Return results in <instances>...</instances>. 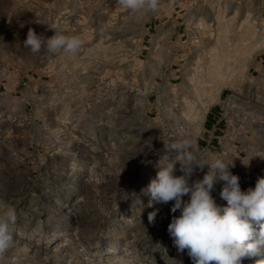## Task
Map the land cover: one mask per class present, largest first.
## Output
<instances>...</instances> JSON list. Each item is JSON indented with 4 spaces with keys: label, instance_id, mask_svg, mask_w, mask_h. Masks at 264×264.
Here are the masks:
<instances>
[{
    "label": "rangeland",
    "instance_id": "rangeland-1",
    "mask_svg": "<svg viewBox=\"0 0 264 264\" xmlns=\"http://www.w3.org/2000/svg\"><path fill=\"white\" fill-rule=\"evenodd\" d=\"M51 28L78 53L24 46ZM217 86L204 120L188 110L203 113ZM184 140L230 164L242 191L264 177V0H158L139 14L119 0H0V213L17 215L2 264H192L167 231L174 202L148 207L143 192Z\"/></svg>",
    "mask_w": 264,
    "mask_h": 264
},
{
    "label": "clouds",
    "instance_id": "clouds-1",
    "mask_svg": "<svg viewBox=\"0 0 264 264\" xmlns=\"http://www.w3.org/2000/svg\"><path fill=\"white\" fill-rule=\"evenodd\" d=\"M119 4L139 14L155 11L158 0H119ZM51 29L55 33L51 37L37 35L30 29L24 46L32 53L42 49L53 55L78 53L79 38ZM172 149L177 152L175 159L159 165L156 177L143 192L150 197L148 207H153L154 203L174 202L167 231L178 252L187 250L192 264H242L244 258L264 253V177L257 179L255 188L242 191L239 176L229 171L230 164L224 160L217 158L210 163L189 140L174 144ZM177 162L180 175L175 174ZM206 165L209 171L203 178L192 181L195 171H203ZM217 179L225 182L220 192V197L227 202L223 207L212 196ZM177 211L178 216L175 215ZM159 212L156 208L148 214L149 224H155ZM16 221L14 208L0 213V264L16 247L12 233Z\"/></svg>",
    "mask_w": 264,
    "mask_h": 264
},
{
    "label": "bare ground",
    "instance_id": "bare-ground-1",
    "mask_svg": "<svg viewBox=\"0 0 264 264\" xmlns=\"http://www.w3.org/2000/svg\"><path fill=\"white\" fill-rule=\"evenodd\" d=\"M224 36L220 35L219 38H218V41L221 42L223 40ZM219 60V61H218ZM211 61H218V64H217V67L216 68H219L220 67V64H222V61L220 59H217L216 57H212L211 58ZM211 64V63H210ZM244 65L248 66L249 65V61L246 62ZM214 66V65H213ZM211 68H212V65H211ZM210 76H212V78L216 79L218 76H219V72L216 71V69H210V72H209ZM217 80V79H216ZM221 92H222V87L221 86H217L216 88L214 87V89H210L208 90V93L205 92L206 96L202 98V105H204V110H203V113L200 112L199 109H195V107H188V110L194 114H200L201 115V120H204L205 118V113L207 112L208 110V106L216 99H219L220 98V95H221Z\"/></svg>",
    "mask_w": 264,
    "mask_h": 264
},
{
    "label": "trees",
    "instance_id": "trees-1",
    "mask_svg": "<svg viewBox=\"0 0 264 264\" xmlns=\"http://www.w3.org/2000/svg\"><path fill=\"white\" fill-rule=\"evenodd\" d=\"M210 116H211V115H210ZM208 119H209V117H208ZM208 119H207V120H208ZM208 121H209V120H208Z\"/></svg>",
    "mask_w": 264,
    "mask_h": 264
},
{
    "label": "crops",
    "instance_id": "crops-1",
    "mask_svg": "<svg viewBox=\"0 0 264 264\" xmlns=\"http://www.w3.org/2000/svg\"><path fill=\"white\" fill-rule=\"evenodd\" d=\"M209 125V124H208Z\"/></svg>",
    "mask_w": 264,
    "mask_h": 264
}]
</instances>
